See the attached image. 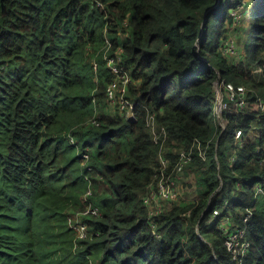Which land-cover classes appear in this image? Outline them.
Instances as JSON below:
<instances>
[{
    "label": "trees",
    "instance_id": "1",
    "mask_svg": "<svg viewBox=\"0 0 264 264\" xmlns=\"http://www.w3.org/2000/svg\"><path fill=\"white\" fill-rule=\"evenodd\" d=\"M231 4L0 0V264H237L207 222L225 198L235 225L253 206L242 264H264V197L252 188L264 185V114L229 107L215 131L212 109L214 67L264 95V75L245 77L247 63L264 58V0H248L235 28L239 60L219 48ZM106 38L109 51L122 47L133 120L106 98ZM180 150L190 154L180 195L150 215L142 196L175 173ZM158 154L168 159L162 170ZM87 204L100 213L84 216L87 235L77 237L67 216Z\"/></svg>",
    "mask_w": 264,
    "mask_h": 264
},
{
    "label": "built area",
    "instance_id": "2",
    "mask_svg": "<svg viewBox=\"0 0 264 264\" xmlns=\"http://www.w3.org/2000/svg\"><path fill=\"white\" fill-rule=\"evenodd\" d=\"M232 4L229 8V22L227 24L226 36L220 43V51L228 57H233L235 60L244 59V49L239 48L236 42L235 28L245 20V12L248 0H231ZM100 3V2H99ZM111 41L105 39L103 47V57L106 60V65L112 72L113 77L106 85V98L107 100L116 105L128 120L135 118L134 105L135 101L129 97L128 83L131 80L129 70L122 62V47L118 45L113 51H109ZM264 57V50L261 51ZM94 66L96 62L93 61ZM215 75L212 79V89L214 93L213 99V114H214V130L217 128L222 130L226 127L227 117L224 114L226 109L233 107L236 110L242 109L252 103L251 109H255L258 113L264 114V95L260 92L255 84H247L245 82H234L233 80L226 79L220 72L219 68L214 67ZM260 75H264V58L256 57L247 63L245 77H254L258 81ZM91 121L98 123L99 120L94 116ZM146 123L153 133V139L157 141L158 135L155 132V118L154 112H148L146 115ZM233 142L235 145L242 144V130L236 127L234 130ZM234 154L231 155V158ZM161 164V170L167 165V157L165 154H158ZM190 160V154L184 150H180L178 159L174 164L175 173H161V176L156 182V186H149V189L142 196V202L149 208L150 215H154L162 210V200H174L180 195L179 185H177L181 177V171L184 165ZM181 187V186H180ZM254 199L262 196L264 197V185L260 182H255L253 185ZM91 193V188H88L84 195ZM209 195L207 199V206L210 204ZM228 200L225 198L221 205H211L207 222H216L217 226L222 231V239L226 249L229 251L230 256L237 264H242V257L250 246V239L247 236V228L245 222L252 214L253 206H246L245 211L242 213L243 225H235L229 209L225 206ZM253 202V201H252ZM92 213L99 214L98 206L87 204L83 209L72 211L67 216V221L76 232L77 237L87 235V224L84 216ZM152 232L160 237L162 231L155 228V220H151Z\"/></svg>",
    "mask_w": 264,
    "mask_h": 264
},
{
    "label": "rangeland",
    "instance_id": "3",
    "mask_svg": "<svg viewBox=\"0 0 264 264\" xmlns=\"http://www.w3.org/2000/svg\"><path fill=\"white\" fill-rule=\"evenodd\" d=\"M234 33H235V32H234ZM251 38H252L251 35H247V37H246V39L249 40V41L251 40ZM240 46H242V43L240 44ZM210 58L213 59V56H211ZM260 198H261V197H260ZM262 198H263V197H262ZM185 201H186V200H184V202H185Z\"/></svg>",
    "mask_w": 264,
    "mask_h": 264
},
{
    "label": "water",
    "instance_id": "4",
    "mask_svg": "<svg viewBox=\"0 0 264 264\" xmlns=\"http://www.w3.org/2000/svg\"><path fill=\"white\" fill-rule=\"evenodd\" d=\"M207 16H205V18H206Z\"/></svg>",
    "mask_w": 264,
    "mask_h": 264
}]
</instances>
